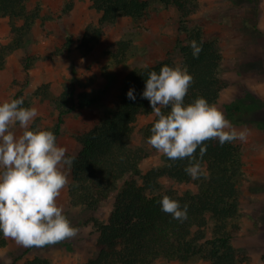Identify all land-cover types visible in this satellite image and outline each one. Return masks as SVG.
I'll use <instances>...</instances> for the list:
<instances>
[{"label":"trees","instance_id":"obj_1","mask_svg":"<svg viewBox=\"0 0 264 264\" xmlns=\"http://www.w3.org/2000/svg\"><path fill=\"white\" fill-rule=\"evenodd\" d=\"M91 1L101 16L97 24L89 25L79 38L83 54L105 55L117 63L125 61L132 43L130 38L124 36L102 52L97 47L106 31L121 15L133 20L143 19L151 0ZM259 1L251 0L258 15ZM160 2L166 8L176 9L180 30L186 36L179 46L181 65L177 63L174 53L168 52L162 59L128 72L120 87L117 110L92 127L78 132L76 139L82 147L78 153L67 155L74 157L68 185L69 203L72 206L82 205L95 212L115 193L108 220H94L98 232L97 251L88 264H156L160 260L190 262L195 259H204L210 264H243L248 258L234 244V239L243 228L239 199L243 160L241 147L235 141L221 146L218 139H212L197 147L191 163H199L207 173L206 178L201 176L194 180L185 172L190 158L171 161L165 156V163L161 167L142 171L144 160L156 151L152 146L150 148L135 142L137 137L148 142L152 135L151 128L158 119L152 112L150 102L142 98L150 72L159 74L166 65L186 70L193 80L183 101L185 106L198 98H205L209 105H213L229 86L222 74L223 54L218 43L207 35L202 26L189 25L190 18L199 10V0ZM73 4L74 0H70L63 12L68 13ZM0 15L10 19L14 33L12 41L0 51L1 70L6 65L8 53L29 39L40 12L29 5V0H0ZM247 17L243 19V24L252 23L258 29L257 22ZM193 40L202 47L198 58L192 54ZM74 43L75 38L66 35L65 42L57 46L51 55L71 52ZM35 59L36 56L32 55L23 59L25 79L16 82L19 87L12 97L23 98L22 106L26 108L32 107L25 90L31 80L30 69ZM129 89L134 90V101L127 97ZM99 100L97 94L79 91L73 77L60 94L51 98L58 113L54 124L43 126L42 117H37L31 129L52 131L58 144L67 117L95 105ZM243 108L239 103L226 105V118L232 123L237 122L235 115ZM161 111L167 114L170 109L162 108ZM150 114H154L152 121L137 129L139 117ZM200 147L207 149L202 158ZM161 178H166L169 183L163 186ZM184 182L192 183L193 187L179 190L176 184ZM164 196L177 201L182 209L187 205V219L180 221L174 219L172 214L163 212L160 201ZM63 215L67 217L65 213ZM8 244L9 238L0 232V247ZM34 247H28L9 264L23 259ZM23 264L53 263L46 257L35 256L26 259Z\"/></svg>","mask_w":264,"mask_h":264},{"label":"rangeland","instance_id":"obj_2","mask_svg":"<svg viewBox=\"0 0 264 264\" xmlns=\"http://www.w3.org/2000/svg\"><path fill=\"white\" fill-rule=\"evenodd\" d=\"M70 0H29V5L40 12L29 39L8 53L6 65L0 70V103L10 101L19 87L16 82L25 79L23 59L36 56L30 69L31 80L26 87V95L37 109V117H42L43 126L53 125L58 113L51 98L60 94L64 87L76 79L77 89L89 94H97L100 100L93 106L84 108L68 116L58 146L68 154H76L82 145L76 134L90 128L101 119L112 115L119 104L120 87L125 75L137 67H145L172 52L181 65L180 45L185 34L180 30L175 8H166L160 0H151L147 15L140 20L121 15L103 36L97 49L102 52L124 36L132 40L125 61L117 63L105 55L83 54L80 36L89 25L97 24L101 12L92 6L91 0H74L72 9L64 13ZM199 10L190 18L189 25H200L207 35L215 40L223 54L222 74L229 86L213 104L226 118V105L241 104L242 112L235 115L237 122H230L237 133L246 131V139L235 142L241 147L243 171L239 180L240 208L243 228L234 239L235 246L248 258L243 264H264V0L259 1V15L251 0H199ZM255 20L244 25L243 19ZM66 35L75 38L72 50L63 55H51L57 46L65 42ZM14 37L13 27L7 16L0 15V51ZM182 70V68H180ZM255 110V112H254ZM154 114L142 115L137 121V129L145 127ZM238 119H241L239 121ZM9 130L20 135L23 129L17 122ZM136 144L151 148L141 137ZM165 155L157 150L144 160L142 171L151 167H161ZM2 170V169H0ZM61 171L68 179L67 185L57 197V206L62 214L77 229L74 237L43 247H34L23 259L15 264H23L35 256L46 257L53 264H88L96 253L98 237L95 219L107 221L113 209L115 193L95 212L85 206L69 203L68 185L71 179L70 166L62 165ZM166 186L169 181L161 178ZM179 190L192 188V183L176 184ZM28 247L18 245L9 238V244L0 247V264H9ZM156 264H210L204 259L190 262L160 260Z\"/></svg>","mask_w":264,"mask_h":264},{"label":"clouds","instance_id":"obj_3","mask_svg":"<svg viewBox=\"0 0 264 264\" xmlns=\"http://www.w3.org/2000/svg\"><path fill=\"white\" fill-rule=\"evenodd\" d=\"M191 48L198 58L202 47L193 40ZM192 80L186 70L163 66L159 74L149 73L142 98L150 102L158 117L151 128L149 145L171 161L190 158L185 172L195 180L207 177L199 163H191L198 146L212 139H218L221 146L243 141L247 133L232 129L223 112L205 98L185 106ZM127 97L136 99L133 89ZM23 103V98L0 103V232L20 246L43 247L77 234L56 202L68 183L61 166H71L74 157H66V149L57 145L52 131L31 129L38 112L34 107H23ZM162 108L170 112L162 113ZM17 122L23 129L18 136L9 130ZM206 150L200 147L201 158ZM160 204L161 210L174 219H187V205L182 209L168 196Z\"/></svg>","mask_w":264,"mask_h":264}]
</instances>
